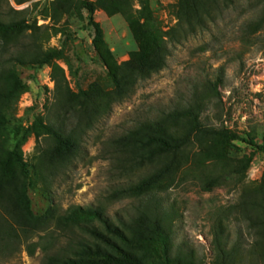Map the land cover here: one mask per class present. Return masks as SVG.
<instances>
[{"label":"rangeland","instance_id":"obj_1","mask_svg":"<svg viewBox=\"0 0 264 264\" xmlns=\"http://www.w3.org/2000/svg\"><path fill=\"white\" fill-rule=\"evenodd\" d=\"M81 1L0 0V19L35 22L43 26L42 49L62 48L59 58L39 68L14 66L25 87L15 99L3 136L10 147L18 142L21 129L38 132L28 133L18 144L28 169L30 210L41 214L49 207L59 212L71 204H91L116 223L145 209L158 218L164 238L163 243L133 247L147 264H264V240L249 227L240 207L250 199H264V151L257 148L264 146V82L254 84L255 76H264V0H232L213 10L205 27L187 35L171 29L176 0H114L127 3L138 33L143 21L135 17L139 1L150 11L166 48L164 64L128 85L121 97L110 98L89 126L83 121L77 126L72 119H62V96L79 89L112 90L109 68L127 60L140 40L120 13L108 15L95 7L91 18L101 35L93 42ZM254 22L259 25L250 32ZM152 27L148 23L142 31ZM188 109L199 126L212 133L191 137L168 183L163 181L140 199L109 200L111 190L135 181L148 168L120 175L106 158L104 142L139 121L177 111L185 115ZM45 125L73 132L77 149L65 162L39 163V155L54 145ZM220 130L233 137L222 139L215 133ZM16 234L17 243L0 254V264H40L63 239L61 230L53 227ZM22 236L38 243L31 255L23 249Z\"/></svg>","mask_w":264,"mask_h":264},{"label":"trees","instance_id":"obj_2","mask_svg":"<svg viewBox=\"0 0 264 264\" xmlns=\"http://www.w3.org/2000/svg\"><path fill=\"white\" fill-rule=\"evenodd\" d=\"M13 1L19 4L24 0ZM231 1L176 0L175 23L171 29H180L187 35L196 27L203 28L207 20H212L214 9ZM139 3L135 17L143 21L138 27V33L134 30L136 20L126 10L127 3L114 0L80 2L79 5L86 10L88 22L93 28V42H98L101 35L98 23L91 18L95 7L108 15L120 13L133 30L135 38L140 40L138 49L127 60L118 67L109 68L114 86L112 90L102 93L93 89H79L75 95L62 96V119H72L77 126L83 121L89 126L93 117L107 107L110 98L121 97L128 85L157 71L164 64V42L157 34L158 29L153 25L150 11L142 1ZM261 21H264V16ZM259 22L252 23L250 32L257 29ZM148 23L152 24V29L142 31L143 26ZM41 30L43 26H36L35 22L28 23L24 18L10 21L0 19V254L13 247L14 242L17 243L16 230L23 233L27 228L44 231L53 227L61 230L63 239L40 264H147L132 251L133 247L145 243H163L164 238L158 218L145 209H138L135 216L128 220L117 219L116 223L101 208L91 204H71L59 212L49 207L41 214H34L30 210L26 195L28 169L18 150V144L28 133L38 135V132L31 130V127L21 129L18 142L10 147L6 146L3 135L13 117L15 99L25 87L14 66L39 68L62 54V48L42 49ZM62 119L60 118L61 122ZM33 123L41 122L33 120ZM44 127L53 137L54 145L39 155V163L50 165L65 162L77 149L73 132H65L60 126ZM210 133L212 132L199 126L196 115L188 109L185 115L177 111L139 121L123 133L108 139L104 142V152L113 169L120 175L128 176L144 167L148 168L135 181L111 190L108 199H140L160 188L163 181L168 183L178 165L180 150L192 136ZM215 133L224 140L233 137L226 130ZM257 148L264 151L263 145H257ZM262 201L263 203H257L250 199L240 207L249 227L255 229L256 234L264 240V199ZM20 242L27 255H31L38 246L37 242L27 240L25 236H22Z\"/></svg>","mask_w":264,"mask_h":264},{"label":"built area","instance_id":"obj_3","mask_svg":"<svg viewBox=\"0 0 264 264\" xmlns=\"http://www.w3.org/2000/svg\"><path fill=\"white\" fill-rule=\"evenodd\" d=\"M254 79L256 81L254 83L256 87L262 85V82H264V76L263 75L262 76H255Z\"/></svg>","mask_w":264,"mask_h":264}]
</instances>
